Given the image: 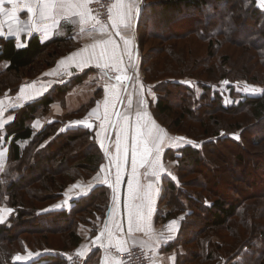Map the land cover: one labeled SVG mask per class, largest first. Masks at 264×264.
I'll return each mask as SVG.
<instances>
[{
	"label": "trees",
	"instance_id": "16d2710c",
	"mask_svg": "<svg viewBox=\"0 0 264 264\" xmlns=\"http://www.w3.org/2000/svg\"><path fill=\"white\" fill-rule=\"evenodd\" d=\"M234 2L240 5L243 20L249 15L256 27L264 26V12L256 6L254 0H234ZM232 3L233 0H154V3L146 0L143 7L145 17L142 23L145 32L139 40L141 66L146 69L145 82L155 84L154 89L158 98L154 107L155 116L169 131L186 134L199 144L197 147L186 146L179 151L178 182L169 177L164 178L163 197L170 209V213L165 215L164 219L179 218L181 214L184 215L178 237L169 245L179 249L176 264H264V220L260 223L264 218V203H262L264 202V149L261 150L263 153L259 161H248L250 169H246L235 182L239 185L245 183L246 190L248 189L250 193L254 192L251 194L253 197L246 199V193L239 191V185L234 193L239 196L238 198L225 197L221 193H216L221 182L211 183L213 189L210 186L207 187L208 184L203 181L200 183L197 178L200 177L199 170L202 165H207L206 150H215L218 145L242 144L246 139L247 129L253 134L249 143L256 148L264 146V37L257 36L250 29L241 40L236 37L237 30H232L230 26L233 24L236 26L239 13L235 14ZM223 7L226 10L223 11ZM158 8L160 11H157ZM176 19L184 21L181 32H176L175 29L170 30L171 27L167 32L165 31L166 33L154 31L156 20L168 27ZM228 21L232 25L228 24ZM262 32L264 35V29ZM191 36L207 46L204 59L206 61L210 58L213 60L215 57L213 49H219L228 43L253 49L256 57L255 64L246 63L241 66L235 64L232 70L225 69L224 73L228 78L233 77V74L240 78L244 74L246 76L244 78L248 77L249 81L263 87L262 95L245 97L242 102L230 101L226 105L219 93H214L212 98L211 84L214 82L206 83L203 80L200 83L201 79L187 78L190 74L186 76L185 72L183 73L186 78L169 79L164 82L158 80L162 74L158 70L159 61L148 65L142 44L150 38L164 40L163 42L167 44L174 42L171 40L176 38L179 40ZM72 47L74 45L68 39L53 38L42 43L38 36L34 35L25 47L20 48L13 37L0 36V98L17 94L22 85L40 77ZM169 50H175V45L163 48L160 53L165 51L168 53ZM183 50L184 52H179L181 59L178 60L185 69H188V66L190 71L204 68V65L197 60L194 63L189 59L190 62L187 61L186 49ZM170 54V59H165L166 63L176 58L175 52ZM256 54L259 57L258 62ZM227 62V56H223L219 64L226 66ZM206 68L207 70L202 72L210 76L213 68L211 65H207ZM171 75L176 76L174 72ZM82 80V75L75 76L67 82L55 85L37 100L10 111L14 117L13 120L0 129V153L7 149V161L4 169L0 171V194L4 191L7 196V205L12 212V217L6 223H0V264L4 262L8 264L12 261L14 252L11 251V244L18 241L24 245L26 241V238L22 237L24 234L28 237L43 234L42 236H47L44 238L60 236L59 241L62 242V246L43 249L45 253L40 259L29 264H69L66 253L71 250L70 248L78 247L83 240L79 228L81 226L90 228L93 236L98 222L103 221L107 216L110 204V190L107 187L95 189L88 195L73 201L74 205L71 209L45 212L44 209L51 204L44 206L47 201L36 199L42 193L52 197L48 201L57 199L76 180L88 179L98 172L104 161V154L96 141L94 130L69 125L68 122L74 119L72 118L74 114L45 123L40 129L33 127L36 119H45L51 111L52 104L55 101L63 103L66 93ZM166 85H171L186 95L183 98L184 103L180 114L177 118L170 117L168 123L161 119L162 115L168 117L170 112L168 103L160 93L162 87L166 88ZM90 106L92 103L82 107L80 113L84 114L85 109ZM207 109H213L214 114L209 113L210 110ZM247 109L252 112L253 122L246 129L241 127L239 137L234 138L236 131L228 132L224 129L230 125L225 122L226 119L224 120L222 115L233 116ZM217 113L221 116L216 115ZM191 118H196V121L191 120L193 122L191 123ZM197 123L205 127L203 135H209L205 139L191 134L190 130L186 131L185 126L182 129V124H186V126L190 125L192 130H196L199 128ZM209 123L210 125L213 123L216 128H211L209 131ZM62 124L64 127L60 126ZM80 139L83 140L79 141ZM85 139L90 149H84L83 154L79 152L77 158L79 162L73 168L62 173L58 171L56 165L60 160H67L69 147L74 144L78 150L83 149ZM61 140L63 142L55 147L54 144ZM242 155L234 158V162H237L239 166L247 163ZM20 166H22L21 169ZM207 167L210 168L209 165ZM189 169L196 174L193 182L201 187L195 194L190 189L191 184L184 180L182 173V171L190 172ZM211 170L214 171L213 168ZM4 182L6 184L2 185ZM247 200H257L254 204L259 205L255 212L259 213V218L252 216L250 212L245 215L246 209L243 208V202ZM254 204L247 206L251 207ZM237 218L245 226L244 232H239L231 225V222ZM61 224L64 227H61ZM256 228H258L257 231ZM254 231L255 239L252 235ZM216 233L221 234L217 236ZM29 242L30 240L28 245H30ZM98 254L96 251L92 252L84 264H100ZM11 264L24 263L13 261Z\"/></svg>",
	"mask_w": 264,
	"mask_h": 264
},
{
	"label": "crops",
	"instance_id": "0c3cea01",
	"mask_svg": "<svg viewBox=\"0 0 264 264\" xmlns=\"http://www.w3.org/2000/svg\"><path fill=\"white\" fill-rule=\"evenodd\" d=\"M92 1L85 5L86 16L74 15L75 11H79L75 8H65L63 12L51 8L43 9L48 17L44 18L40 16L41 8L37 3L32 9V14L26 10L17 13L19 24L10 16L0 17L2 37H13L20 48L25 47L34 35H37L42 43L58 38L68 39L74 45L40 77L22 85L17 94L0 98V124H3L4 128L13 120L10 111L37 100L55 85L82 75V82L66 93L64 102L55 101L46 118L36 119L33 125L40 129L45 123L74 114V119H70L68 123L71 126L85 127V124L91 126L85 128L94 130L96 141L104 154V161L98 172L88 179L81 178L70 184L61 193V200L48 206L44 211L61 210L57 207L60 203L76 201L95 189L107 187L110 190V204L106 218L98 222L93 236L90 228L81 226L79 233L83 240L74 250L86 255V258L92 252H98L100 264H121L117 256L110 251L111 248L125 251L130 246H142L154 251L152 264H176L179 249L169 245L177 239L184 215L164 219L165 215L170 213L163 197L164 178L169 177L175 181L179 151L186 146L197 147L199 144L186 134L169 131L155 116L157 92L154 89L155 84L145 82L139 44L141 35L145 32L142 20L144 21L145 17L143 7L146 0H134V4L133 0H123V8L112 7L111 21L108 25L97 23L98 20L89 8ZM69 2L75 5L77 0ZM116 3L117 0L114 4ZM130 5L131 20L128 21L126 14ZM6 8L10 10L11 6L6 5ZM121 14H125L124 23H130L129 28L121 25ZM83 20L87 23H82ZM113 21L119 25L118 28H113ZM81 28L84 30L81 31ZM124 40L131 41L127 46L132 54L131 60L124 54L126 47ZM97 63L100 67H96ZM132 64L134 67L129 66ZM101 67L107 68L116 77L130 75L132 80L130 79L127 86L103 81L96 70ZM62 73H66L68 77L59 78ZM141 101L144 102L143 107ZM90 103L93 106L80 119L77 113ZM125 116L128 118L126 121ZM149 131L151 136L148 135ZM118 136L119 151L116 146ZM161 136L162 143L159 141ZM176 138L182 139L177 141ZM174 142L176 146H173ZM155 144H159L158 160L155 159L157 156ZM134 147L135 171H133ZM146 148L151 150L147 155ZM1 153L6 155L7 159V149ZM1 160L0 171L4 169L6 162L5 158ZM101 169L104 171H100ZM117 171L120 172L119 183ZM153 171L154 175H147ZM109 184L112 187H109ZM84 192L87 194H83ZM136 194H139V199H134ZM73 205L72 202L71 207ZM134 205L140 207L134 208ZM137 211L139 215L136 220L143 231H133L129 235V217ZM173 222L177 223L174 225ZM131 227L135 228V225ZM66 257L69 261L72 260L71 253H66Z\"/></svg>",
	"mask_w": 264,
	"mask_h": 264
},
{
	"label": "rangeland",
	"instance_id": "374dc122",
	"mask_svg": "<svg viewBox=\"0 0 264 264\" xmlns=\"http://www.w3.org/2000/svg\"><path fill=\"white\" fill-rule=\"evenodd\" d=\"M152 1L154 3V0H149ZM256 6H258V0H254ZM229 6V5H228ZM231 6V4H230ZM259 7V6H258ZM260 8V7H259ZM232 9L234 10L235 14L237 15L239 13V18L236 21V26L228 21V24H231L232 26H230V28H232V30H237V32L235 33L236 37H238L239 40H241L242 38H244L245 33L248 31V29H250V31L252 30L254 32V34H256L257 36H260L261 38L264 37L263 35V29L264 26H259L256 27L250 16H246L245 20H243V14L240 11V5L237 2L232 3ZM261 9V8H260ZM156 10V9H155ZM223 11L226 10V8L223 7L222 9ZM264 12V9H261ZM157 11H160L159 8ZM193 15V14H192ZM202 17V15H201ZM204 17V15H203ZM194 19H197L196 16H193ZM244 21V23H243ZM242 22V24H240ZM184 23V21L182 20H177L175 22H171L170 25L165 26V24L159 20L155 21V29L154 31L160 32V33H166L169 28L171 29H175L176 32H181L182 28L181 25ZM166 31V32H165ZM180 35V34H179ZM177 36V35H176ZM172 37V36H171ZM170 38V36H169ZM167 38V39H169ZM164 40H158L156 38H150L149 40H145V43L142 44V49L143 52L145 53V56H147L148 62L147 64L150 65V63L158 62V66H160V68H158L159 71L162 72L161 74V78H159L158 80H163V82L169 79H181V78H199L200 83L204 81H206V83H212V91H211V96L212 98H214V93H219L221 100L224 103V99L226 98V94L223 91V87H227L228 84H231L233 86V91H232V95L230 96V99L233 102H237L240 101L241 98H243V94H248L249 96H260L263 93V87L260 85H256L254 84L252 81L248 80L244 74H242V77L238 78L235 76V74H233V77H227L224 73L225 69H231L232 70V66H235V64L238 66L241 65H246V63L249 64H255L254 61H256V57H255V52L253 49L251 48H241L239 45L236 44H225L223 46H221L219 49H213V54L215 55V57L213 58V60H211V58L208 60L210 61V63L205 59V55H206V48L207 46L197 40L194 36L188 37V38H183V39H179L177 40H171V41H176V44H174V42H170L165 44L166 42H163ZM171 45H175V50H169L168 53H166V51L163 53H160L163 48H170ZM264 45V44H263ZM183 49H186V59L187 61H192L194 63L195 60L199 61L202 65H204V68L202 70H207V65L210 66L211 68H213L212 70V74H205L202 72V70H198L195 69V71H190V66H188V69H185L183 67V65H181L180 60H178L179 58L181 59V55H180V51L184 52ZM188 51H190L188 53ZM172 52L176 53V60L172 59L169 60L168 63L165 62V59H170ZM194 52V54L192 53ZM184 55V54H183ZM223 56H227L228 58V62L226 64V66H223V64H219L222 57ZM256 56L258 57V55L256 54ZM189 59V60H188ZM249 59V62H247ZM189 61V62H190ZM259 61V57L257 59V62ZM223 63V62H222ZM216 64V66H215ZM219 64V66H217ZM105 68V67H102ZM263 68V67H262ZM100 68L96 69L97 73L98 70ZM201 69V68H199ZM263 70V69H262ZM144 71V75L146 78V69L143 68ZM201 71V72H200ZM174 72V74H176V76H172L171 74ZM186 74V76L184 75V73ZM183 73V74H181ZM132 78V77H131ZM132 80V79H131ZM227 81L228 83L225 84L224 82ZM210 85V84H209ZM167 90V92L165 91ZM215 91V92H214ZM160 93L162 94V97L166 100V102L168 103V106L170 107V112H168V117L165 115H162L161 119L165 122L168 123L171 118H177V116L180 114V110H181V106L183 105V98L186 97L185 93L181 92L180 90L174 88L173 86H168L166 85V88L162 87V90L160 91ZM224 104H229V103H224ZM93 106V105H92ZM88 107L87 109H85L84 114L79 110V114L77 115L80 119L83 118V116H85L88 111L91 109V107ZM208 111L210 110L209 113L214 114V111H212L213 109H207ZM87 111V112H86ZM218 116H221L220 114H216ZM74 118V117H72ZM222 118H224V120L226 119L225 122H228L230 127H224V129H226L228 132H235V137L234 138H238L239 134H240V128H244L246 129V127L250 126L253 122V117H252V112L247 109L242 111L240 114L237 115H233V116H223ZM191 120H195L196 118H191L190 122L193 123ZM64 124L60 125L63 126ZM70 125V124H69ZM182 129L184 128V126L186 128V131L190 130V133L197 136L199 135L201 137V139H205L207 136L209 135H203V131L205 129V127L200 126V124L197 123V128L196 130H192L193 128L189 125L186 126V124H182ZM193 125V124H191ZM226 126V125H225ZM64 127V126H63ZM211 128L215 129L216 127L213 126V123L210 125L209 123V131L211 130ZM90 129V128H89ZM246 139L243 141L242 144L239 145H234V144H225V145H218V147L215 148V150H206L205 153V159H207V161L205 160L207 165H202V168H200L199 172L201 174L200 177L198 176V180H200L199 182L201 183L202 181L204 183H207V187L210 186L211 188H213L211 186V183L214 182H221V185L219 186L220 188H218L216 190V193H221L223 195H225V197H233L234 199L238 198L239 196H237L235 193L236 188L239 184H235L236 181H238V179L240 178L241 174L245 173L246 169H250L249 167V162L250 160L258 162L261 155H262V149H264V146H260L258 148L252 146V143H249V139H251V135H253L251 133L250 130H246ZM176 133H180V132H176ZM245 134V133H244ZM80 136V135H79ZM83 139H80L79 141H81ZM61 142H63V140L58 141L54 144L55 147H57ZM65 142V140H64ZM86 143V144H85ZM85 146V148L78 150L76 148V145H72L69 147V152L67 153V160H60V162L56 165L57 166V170L62 172H67L68 170H70V168H73L78 162L79 160L78 158V154L79 152L83 154L84 149H90L87 140H84V144L83 147ZM242 155L245 157L246 159V165L244 164V166H239L237 164V162H234V158H236L238 155ZM222 157V159H221ZM7 161L6 159V155L3 154V160ZM66 159V158H65ZM249 161V162H248ZM2 162V160L0 161V163ZM6 163V162H5ZM24 164V163H23ZM22 164V165H23ZM2 165V163H1ZM210 166L207 167V166ZM28 166V165H27ZM22 168V166H20V169ZM178 168V167H177ZM176 168V174H177V178H175V181L178 182V173H177V169ZM211 168H213L214 171L211 170ZM234 168V170H233ZM185 170V169H184ZM190 170V169H189ZM183 173V177L184 180L186 181V183L191 184L190 189L192 190V192H198V190L201 188L198 185H195V183L193 182L194 179H196V174H193V171L190 170V172L186 173V171H182ZM256 179V178H254ZM196 181V180H195ZM254 182V181H253ZM6 184V182L2 183ZM2 187V186H1ZM240 187V188H239ZM239 191H242L244 193H246V199L253 197L254 192L251 191V193L249 192V190H246L247 185L245 183H241L239 185ZM214 189V188H213ZM251 190V189H250ZM255 196V195H254ZM49 196H47V194L42 193L41 195L37 196L36 199H40L43 201H47L46 204L44 206H48V205H52L53 203L58 202L59 200H61L60 197H58L57 199H54L52 201H48L50 199H52V197L48 198ZM236 197V198H235ZM243 208L245 207L246 211H245V215H247L249 212L252 216H255L257 218H259V213H255L257 207L259 206L258 204H254L257 203V200H247L246 202H243ZM264 203V202H262ZM261 203V205H262ZM249 204H254L253 206H247ZM43 206V207H44ZM42 207V208H43ZM29 210V209H27ZM0 215H3V219L4 222L6 223L11 217H12V212H11V208L7 205V196L6 194H4V191H2V193L0 194ZM249 220V219H248ZM264 220V218L261 220L260 223H262V221ZM231 225L235 228H237L239 230V232H244L245 229L243 226V223L241 222V220L239 218H237L235 221L231 222ZM246 225V224H245ZM61 227L64 225H60ZM260 227V226H259ZM258 228H256L255 230L257 231ZM255 231L252 232L253 235V239H255V235H254ZM217 234V233H216ZM221 233L217 234V236H220ZM43 235V234H42ZM42 235H35V236H25L22 235L23 238H26L24 241V245L23 243H19L18 241L13 242V244H11V251L14 252L13 256H12V261L8 262V264H11L13 261L14 262H18V263H22L19 259L24 256L25 254L28 253V251L31 252H39V251H43V249H48L49 247L51 248H55L57 245L62 246V242L59 241V237L60 236H49L48 238H44L47 236H42ZM223 235V233H222ZM35 239V240H34ZM30 240L28 245V241ZM6 243V242H4ZM71 250L67 253H71L72 248H70ZM17 252V253H16ZM43 255V254H42ZM19 258V259H17ZM5 263V262H4ZM2 263V264H4ZM69 264H72V260L69 261Z\"/></svg>",
	"mask_w": 264,
	"mask_h": 264
},
{
	"label": "snow or ice",
	"instance_id": "6c2138e0",
	"mask_svg": "<svg viewBox=\"0 0 264 264\" xmlns=\"http://www.w3.org/2000/svg\"><path fill=\"white\" fill-rule=\"evenodd\" d=\"M90 0H77V3L75 5H73L72 3L69 2V0H56V2H53V0H0V17H12L13 19L16 20L17 24L20 23L19 17L17 16V13L19 11H24L26 10L29 14H32V9L33 7L38 3L41 11H40V16L44 17V18H48L46 13L43 11V9H51V8H56L58 12H63L65 8L68 9H79V11H75L74 15H80V16H86L87 15V10L85 8V5L87 3H89ZM133 4H134V0H133ZM6 5H10L11 9L8 10L6 8ZM21 5L23 7H21ZM258 6L261 9H264V0H258ZM113 8H123L124 7V3L123 0H117V3L114 4L112 6ZM111 11V10H110ZM126 18L128 21L131 20V5L129 6V11L126 14ZM124 19H125V14H121L120 16V23L121 25H123L126 28H129L131 25L130 23H124ZM74 23V22H73ZM82 23H87L86 20H83ZM97 23H99V21H97ZM93 27H95V25H93ZM119 25H117V23L115 21H113V28H118ZM84 29L81 28V31H83ZM117 34L119 35V32H117ZM0 36H3V27L0 26ZM7 38V37H4ZM124 45L126 46L124 49V54L127 55L129 57V59H132V54L131 51L129 50V48L127 46H129L131 44L130 40H124L123 41ZM113 55L115 56V53H113ZM85 63H89V61H85ZM130 67H134V64L129 65ZM96 67H100V65L97 63ZM112 77H109V80H111ZM117 79H121L119 76L117 77ZM126 79H131V77H126ZM121 83H124V80L121 79ZM225 84H227L228 82L225 81ZM141 103V107H143V101L140 102ZM129 106H131V101H129ZM125 121L128 119L127 116L124 117ZM139 119V117H138ZM33 127H35V125H33ZM85 127H91L90 125L85 124ZM3 128V124H0V129ZM149 136H151V132L149 131L148 133ZM135 140V137L133 138ZM182 138H176L177 141H179ZM159 141L162 143L163 142V137H159ZM116 146H117V151H119V136L117 137V141H116ZM173 146H176L175 142L173 143ZM156 152H157V156H156V160L159 159V144H155L154 145ZM150 149H145V154H149L150 153ZM3 158V153H0V159ZM135 147L133 148V171H135ZM2 166V165H0ZM100 171H104V169H101ZM155 172H149L147 173V175H154ZM119 178H120V172L117 171V183H119ZM109 187H112L111 184L108 185ZM131 186V185H129ZM149 188H151V185L148 186ZM83 194H87V192H84ZM139 194H136L134 196V199H139ZM58 208L60 207L59 205L57 206ZM140 206H136L134 205V208H139ZM151 212V209L149 208V214ZM139 215V212H134L133 214L130 215L129 217V235H131L133 233V231L139 232V231H143V228H141L139 226V223L136 220V217ZM182 219V218H181ZM4 219H3V215H0V223H3ZM174 225L177 222H173ZM132 225H135V228L131 227ZM119 227V226H118ZM97 239H99V237H97ZM166 242V241H165ZM119 250V248H118ZM82 255L81 253H77V256ZM19 259V258H17Z\"/></svg>",
	"mask_w": 264,
	"mask_h": 264
},
{
	"label": "built area",
	"instance_id": "2783aa9c",
	"mask_svg": "<svg viewBox=\"0 0 264 264\" xmlns=\"http://www.w3.org/2000/svg\"><path fill=\"white\" fill-rule=\"evenodd\" d=\"M115 1L116 0H93L90 3L89 8L101 24L108 25L111 21V11ZM98 74L103 81L117 83L121 86H127L130 80L126 79V77H131L130 75L126 77H120L122 80H124V83H121V79H117L118 76L116 77L112 75L107 68L102 67L98 70ZM58 77L61 79H65L68 77V75L66 73H62ZM109 77H112V79L109 80ZM223 91L226 94L224 103H229L230 101H232L230 99V96L232 95L233 86L231 84H228L227 87H223ZM243 96L244 97L237 102H242L245 97H249L248 94H243ZM72 202L73 201H64L59 204V208L69 209L72 205ZM110 251L117 256L121 264H152L154 259V251L152 249L145 248L142 246H130L125 251H118L114 248H111ZM77 253V250L71 251L72 264H84L86 261V255L82 254L80 256H77ZM42 254L43 252L41 251H28V253L22 256L19 260L24 264L33 263L38 261Z\"/></svg>",
	"mask_w": 264,
	"mask_h": 264
},
{
	"label": "bare ground",
	"instance_id": "6f19581e",
	"mask_svg": "<svg viewBox=\"0 0 264 264\" xmlns=\"http://www.w3.org/2000/svg\"><path fill=\"white\" fill-rule=\"evenodd\" d=\"M155 255V254H154Z\"/></svg>",
	"mask_w": 264,
	"mask_h": 264
}]
</instances>
